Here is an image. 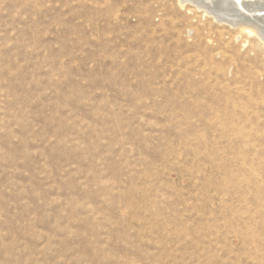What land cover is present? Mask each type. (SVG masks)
<instances>
[{
  "label": "rangeland",
  "instance_id": "1",
  "mask_svg": "<svg viewBox=\"0 0 264 264\" xmlns=\"http://www.w3.org/2000/svg\"><path fill=\"white\" fill-rule=\"evenodd\" d=\"M178 3L0 0V264H264V42Z\"/></svg>",
  "mask_w": 264,
  "mask_h": 264
},
{
  "label": "bare ground",
  "instance_id": "2",
  "mask_svg": "<svg viewBox=\"0 0 264 264\" xmlns=\"http://www.w3.org/2000/svg\"><path fill=\"white\" fill-rule=\"evenodd\" d=\"M178 2L182 6L192 5L202 10L205 15L235 28H241L264 42V0H178Z\"/></svg>",
  "mask_w": 264,
  "mask_h": 264
}]
</instances>
